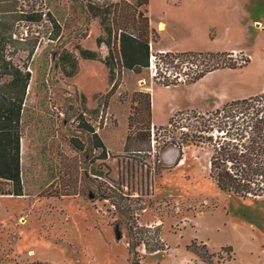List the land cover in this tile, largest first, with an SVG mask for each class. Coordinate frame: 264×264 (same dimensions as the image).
<instances>
[{
    "label": "rangeland",
    "instance_id": "rangeland-1",
    "mask_svg": "<svg viewBox=\"0 0 264 264\" xmlns=\"http://www.w3.org/2000/svg\"><path fill=\"white\" fill-rule=\"evenodd\" d=\"M184 1L168 0L170 6L164 7V0H154L155 22L164 8L165 15L171 14L167 46L189 41L181 36ZM116 3L121 27L129 26L138 12L149 17L146 0H0V35L9 41L7 58L36 75L40 91H61L32 102L48 103L51 119L57 114L59 120L55 125L45 116L31 121L22 169L24 195H0V264H137L129 252L130 214L140 226L159 227L165 244L158 252L138 247L140 264H205L187 250L195 239L205 243L220 264H264V196L242 199L219 190L210 179V148L203 131L207 113L184 111L169 125L153 127L149 91H164L158 84L164 78L155 79L149 69L140 74L117 71L114 87L100 62L80 57L77 46L102 57L108 52L105 44L97 45V38L107 35L88 6ZM232 8L237 31L224 32L221 46L250 57L242 75L254 91L264 81V0H232ZM34 15H43V21L28 22ZM48 15L61 28L55 40ZM215 36L212 31L211 39ZM157 37L150 43L155 55ZM33 46L29 58L22 49ZM64 53L79 58V75L73 79L58 68ZM240 58L236 54L235 59ZM188 85L173 87L169 91L177 92L170 97H182ZM86 124L106 146V160L100 159L102 151L95 148ZM72 139L82 143L83 150H77ZM175 144L182 147V159L168 166L161 154ZM228 246L233 247L231 255L223 250Z\"/></svg>",
    "mask_w": 264,
    "mask_h": 264
},
{
    "label": "trees",
    "instance_id": "trees-1",
    "mask_svg": "<svg viewBox=\"0 0 264 264\" xmlns=\"http://www.w3.org/2000/svg\"><path fill=\"white\" fill-rule=\"evenodd\" d=\"M148 2L149 0H146V5ZM118 7L117 3L98 7L88 6L93 17L100 18L107 35V37L97 38L98 47L103 44L108 47L107 55L102 57L97 51L84 49L81 46L76 47L82 59L98 61L105 66L108 70L110 85L115 83L117 71L140 74L144 69H148L150 43L157 35L156 31L150 27L149 17H145L141 12L132 17L129 26H119L121 14L116 11ZM48 16L56 30L53 37L55 40L61 36V28L51 15ZM27 18L30 23L43 21V15ZM8 45L9 41L4 39L3 34L0 35V195L21 197L24 195L21 165V114L31 73L25 71L12 58H7ZM23 51L28 52V57L31 58L35 53V46L23 48ZM237 55H241L239 61L235 59L236 54L226 52L158 53L157 56L165 67L163 66L161 71L158 66V75L155 79L164 78L158 84L166 87L193 84L214 70L238 69L250 64V57L245 58L243 53ZM59 63L69 66L68 72L64 69L66 77L71 78L78 74L79 60L71 53L61 54ZM185 64L195 69L185 67ZM167 71L171 73L168 74ZM82 101L86 102L84 95H82ZM148 109L151 120L150 94ZM203 120V131L207 132L204 140L210 148V179L219 190L239 198H262L264 196V91L255 97L228 102L222 108L207 113L203 116ZM85 129L92 134L95 148L102 151L100 159L106 160L108 152L96 130L87 124ZM71 144L77 150H83V144L75 139L71 140ZM175 145L181 147L179 144ZM4 185L10 186V189H4ZM133 217V214H130L126 222L129 252L137 257L136 263L140 264L136 251L138 247L143 245L148 252H158L165 250V244L159 227L140 226ZM187 250L205 264H220L219 261L213 260L215 255L210 254L207 245L198 242L197 239L187 246ZM223 250H227L230 255L234 253L232 246L225 247Z\"/></svg>",
    "mask_w": 264,
    "mask_h": 264
},
{
    "label": "crops",
    "instance_id": "crops-1",
    "mask_svg": "<svg viewBox=\"0 0 264 264\" xmlns=\"http://www.w3.org/2000/svg\"><path fill=\"white\" fill-rule=\"evenodd\" d=\"M222 3L225 4L226 7L223 8L221 5ZM163 5L164 7L166 5L170 6L168 0H164ZM184 7L187 13L180 20L185 28L182 31L181 36L189 39V41L180 47L173 45L167 46L164 44V40L169 39L168 33L170 31H168L169 25L167 20L171 14L169 13L168 15H165V12L167 11L164 8L161 11L163 16L158 22H155L152 18L155 8L154 0H149L147 11L150 27L158 34L157 42L154 43L157 53H242L237 52L235 49L223 48L221 46V38L224 32L228 35H232L237 31V17L235 18L233 11H231L233 10L232 0H217L215 4H206V0H185ZM161 25H164L165 28L161 29ZM212 31H216L214 39H211L210 37V33ZM77 59L79 60L78 57ZM19 66L26 71V67L24 65ZM58 68L63 74L64 69L66 72L69 71V66H67V64L64 65L59 63ZM242 70L243 68H224L214 70L205 75L202 79L198 80L196 83L188 85L191 87L182 97H180V95L170 97L172 93L177 91L169 90L178 85L168 87L165 86L163 89L164 91H156V89H154V91L150 90L151 125L153 127H165L169 124L171 118L178 113L184 111H196L198 113L205 114L222 108L228 102L247 99L261 94L264 90V81L254 91H249L248 84H246L247 82L243 79ZM28 72H30L29 69ZM78 75L79 71L76 76L66 78L73 79ZM57 93L60 95L61 91H40L36 75H31V80L27 88L26 99L21 114L22 169L24 155L29 151L27 143L30 142L29 132L31 128V121L36 119L38 121H42L44 119L43 116H45L47 121H53L55 125L57 120H59L57 114H54L53 119H51L52 116L46 109L48 103H41L38 105L32 102H34L35 99L38 100L40 95L54 94L56 96ZM56 110L57 107H55L54 113ZM207 242L208 241H206V243Z\"/></svg>",
    "mask_w": 264,
    "mask_h": 264
},
{
    "label": "water",
    "instance_id": "water-1",
    "mask_svg": "<svg viewBox=\"0 0 264 264\" xmlns=\"http://www.w3.org/2000/svg\"><path fill=\"white\" fill-rule=\"evenodd\" d=\"M162 161L168 166L177 165L182 159V147L169 145L161 154Z\"/></svg>",
    "mask_w": 264,
    "mask_h": 264
},
{
    "label": "built area",
    "instance_id": "built-area-1",
    "mask_svg": "<svg viewBox=\"0 0 264 264\" xmlns=\"http://www.w3.org/2000/svg\"><path fill=\"white\" fill-rule=\"evenodd\" d=\"M187 65H189V64H186L185 66H187ZM158 66H159V68L162 71L164 64L159 59V57L154 54V52L151 49V45H150V58H149V67H148V69L151 71V73H152V75L154 77H157V75H158ZM185 70H187V69L185 68Z\"/></svg>",
    "mask_w": 264,
    "mask_h": 264
},
{
    "label": "bare ground",
    "instance_id": "bare-ground-1",
    "mask_svg": "<svg viewBox=\"0 0 264 264\" xmlns=\"http://www.w3.org/2000/svg\"><path fill=\"white\" fill-rule=\"evenodd\" d=\"M162 28H163V29L165 28L164 25H161V29H162Z\"/></svg>",
    "mask_w": 264,
    "mask_h": 264
}]
</instances>
